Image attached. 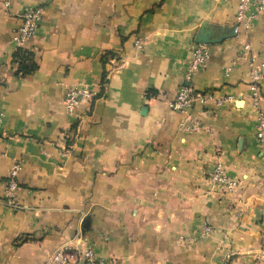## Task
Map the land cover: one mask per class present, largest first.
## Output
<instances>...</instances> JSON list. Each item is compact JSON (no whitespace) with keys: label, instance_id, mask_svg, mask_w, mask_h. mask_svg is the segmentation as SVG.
Returning a JSON list of instances; mask_svg holds the SVG:
<instances>
[{"label":"crops","instance_id":"crops-1","mask_svg":"<svg viewBox=\"0 0 264 264\" xmlns=\"http://www.w3.org/2000/svg\"><path fill=\"white\" fill-rule=\"evenodd\" d=\"M238 1L0 0V264H45L68 243L118 264H264V158L242 57L248 44L264 63V14L245 32ZM34 8L44 18L23 49L38 69L21 77L13 33ZM198 41L211 58L191 87L235 101L194 106L204 129L185 132L170 103ZM78 83L98 96L68 115L64 90ZM259 89L264 108V75ZM217 161L239 182L233 198L208 179ZM14 163L18 209L4 204Z\"/></svg>","mask_w":264,"mask_h":264},{"label":"built area","instance_id":"built-area-1","mask_svg":"<svg viewBox=\"0 0 264 264\" xmlns=\"http://www.w3.org/2000/svg\"><path fill=\"white\" fill-rule=\"evenodd\" d=\"M44 10L42 8H34L26 10L22 15L20 27L13 33V43L16 48H24V46L36 35L39 24L44 18ZM264 14V0H239L236 13V24L245 32H249L257 19ZM135 47L141 49L143 43L141 39L135 41ZM244 59L249 61L251 68V103L257 113L256 139L260 147V153L264 158V108L262 106V96L259 89V83L264 75V63L258 62L250 55V46L244 45ZM211 58V52L206 45H195L193 48V56L186 75V83L182 85L177 95L170 103V108L182 115L184 121L180 124V129L185 132L201 131L204 127L200 122L191 115L194 106L201 105L203 107L216 108L222 107L226 103L234 102L232 96L218 97L212 92H197L190 83L208 63ZM229 69H227V72ZM98 96L90 85L78 83L73 86L65 87L63 106L68 115H74L76 111ZM3 116L0 113V127L2 125ZM20 172L21 164L14 163L9 171L6 181V189L4 194V204L12 209H18L17 193L20 189ZM208 179L218 191L222 192L225 197L233 198L238 189L239 182L228 175L225 165L221 161H217L208 172ZM264 229V228H263ZM210 229L206 228L201 235L208 236ZM193 237H180V242L186 243ZM191 243V242H190ZM45 264H118L115 260H107L98 257L92 246H82L80 244L68 243L58 248L48 258ZM223 264H229L228 258L223 259Z\"/></svg>","mask_w":264,"mask_h":264},{"label":"trees","instance_id":"trees-1","mask_svg":"<svg viewBox=\"0 0 264 264\" xmlns=\"http://www.w3.org/2000/svg\"><path fill=\"white\" fill-rule=\"evenodd\" d=\"M12 62L18 66L16 74L21 77L31 75L38 69L34 54L23 48L16 50Z\"/></svg>","mask_w":264,"mask_h":264},{"label":"water","instance_id":"water-1","mask_svg":"<svg viewBox=\"0 0 264 264\" xmlns=\"http://www.w3.org/2000/svg\"><path fill=\"white\" fill-rule=\"evenodd\" d=\"M197 45H206L205 42H197ZM92 228V217L88 216L84 219L83 223H82V233L83 234H87L91 231Z\"/></svg>","mask_w":264,"mask_h":264},{"label":"rangeland","instance_id":"rangeland-1","mask_svg":"<svg viewBox=\"0 0 264 264\" xmlns=\"http://www.w3.org/2000/svg\"><path fill=\"white\" fill-rule=\"evenodd\" d=\"M197 235V234H196ZM201 235V234H200ZM204 237H206V236H204ZM193 239L195 240L196 239V237H193ZM188 243H190V241H188V242H186V243H184V244H188Z\"/></svg>","mask_w":264,"mask_h":264}]
</instances>
